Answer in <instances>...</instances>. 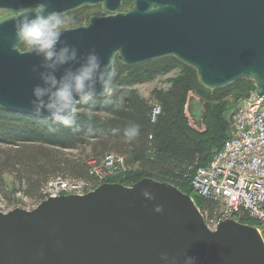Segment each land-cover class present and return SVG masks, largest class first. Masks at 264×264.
<instances>
[{
  "label": "water",
  "instance_id": "1",
  "mask_svg": "<svg viewBox=\"0 0 264 264\" xmlns=\"http://www.w3.org/2000/svg\"><path fill=\"white\" fill-rule=\"evenodd\" d=\"M124 1L0 0V10L15 13L0 19V107L34 114L29 100L40 81L31 66L38 58L13 47L11 17L41 2L61 14L106 9L85 26L64 29L62 39L78 54L94 47L103 62L125 66L172 56L210 89L247 79L264 97V0H132L120 10ZM162 252L178 264L185 254L195 264H264L254 226L223 219L212 230L190 195L149 177L50 197L30 210H0V264H164Z\"/></svg>",
  "mask_w": 264,
  "mask_h": 264
},
{
  "label": "trees",
  "instance_id": "2",
  "mask_svg": "<svg viewBox=\"0 0 264 264\" xmlns=\"http://www.w3.org/2000/svg\"><path fill=\"white\" fill-rule=\"evenodd\" d=\"M115 67L120 90L116 95L124 93L122 106L97 97L93 118L83 113L77 116L81 125L78 133L59 124L52 125L57 130L50 132L51 121L44 117L0 107V193L36 200L42 186L52 178L95 182L92 162L100 163L107 153H115L123 157L125 168L114 173L109 182L130 185L144 177L166 181L190 195L201 212L213 216L216 203L197 195L190 177L198 166L209 163L228 135V98L238 102L247 97L256 89L253 82L239 79L210 89L200 81L195 69L172 56L131 66L116 60ZM173 70L177 72L168 78V87L153 88L149 98L135 88ZM189 91L203 102L205 131L189 126L183 114ZM153 101L160 106L155 120ZM130 123L138 124L140 132L127 141L122 130ZM113 128L121 132L113 134ZM243 223L256 226L248 218Z\"/></svg>",
  "mask_w": 264,
  "mask_h": 264
},
{
  "label": "clouds",
  "instance_id": "3",
  "mask_svg": "<svg viewBox=\"0 0 264 264\" xmlns=\"http://www.w3.org/2000/svg\"><path fill=\"white\" fill-rule=\"evenodd\" d=\"M48 7L46 3H36L11 17L17 40L13 47L21 44L26 53L38 58V63L31 66L40 81L32 88L29 100L32 112L51 121L50 132L57 130L52 125L59 124L78 133L81 125L77 116L83 113L89 119L93 118L97 97L119 107L123 104L124 93L121 91L119 96L116 95L120 91L116 85L118 71L111 58L103 62L94 47L78 54L76 45L62 39L66 17L58 11H48ZM111 131L116 134L121 129ZM122 132L127 141H132L139 135L140 128L138 124L130 123ZM155 211L162 212V206H157ZM160 260L164 264H178L177 257H170L166 252L160 254ZM183 264H195V257L185 254Z\"/></svg>",
  "mask_w": 264,
  "mask_h": 264
},
{
  "label": "built area",
  "instance_id": "4",
  "mask_svg": "<svg viewBox=\"0 0 264 264\" xmlns=\"http://www.w3.org/2000/svg\"><path fill=\"white\" fill-rule=\"evenodd\" d=\"M151 106L155 120L160 106L156 101ZM91 167L95 182L52 178L42 186L34 207L50 197L89 192L109 182L114 173L125 168V164L122 156L107 153L100 163L92 162ZM190 180L197 195L216 203L213 216L204 212L208 228L214 230L223 219L242 223L248 218L256 222L255 228L264 240V97H259L257 91H251L237 102L221 148L206 166L194 170ZM14 208L24 206L15 203L7 211Z\"/></svg>",
  "mask_w": 264,
  "mask_h": 264
},
{
  "label": "rangeland",
  "instance_id": "5",
  "mask_svg": "<svg viewBox=\"0 0 264 264\" xmlns=\"http://www.w3.org/2000/svg\"><path fill=\"white\" fill-rule=\"evenodd\" d=\"M131 6H132V0H128V1L126 0V3L125 2L122 3L120 10H128ZM96 10H97L96 8L92 9L93 12H95ZM0 15L3 17L5 14L2 11H0ZM83 17L84 16L78 17L77 22L81 23L84 20ZM176 72L177 70H173L165 76H160V77L155 78L151 82L143 83V85H138V86L135 85V88L139 91L141 95L142 94L145 95L146 96L145 98H149L150 91L153 88L166 89L168 87V82H167L168 78H171L172 76H174ZM253 91L255 92L257 90L255 89ZM236 104L237 102H234L232 97L228 98L227 107L229 108V111L225 114V118L229 126L232 120V115L236 107ZM203 113H204V108H203L202 100L198 96H196L192 91H189L186 97L185 104H184L183 114L187 120L188 125L196 129L199 132L206 130V125L203 121ZM34 201L35 200L33 199H22L17 194L5 197L3 194L0 193V209L3 211H7L15 203L22 204L25 209H32L34 205L36 204Z\"/></svg>",
  "mask_w": 264,
  "mask_h": 264
},
{
  "label": "flooded vegetation",
  "instance_id": "6",
  "mask_svg": "<svg viewBox=\"0 0 264 264\" xmlns=\"http://www.w3.org/2000/svg\"><path fill=\"white\" fill-rule=\"evenodd\" d=\"M93 8H96L97 10L95 12L92 11ZM0 11H2L5 15L2 17H0V19L14 15V12H11L9 10H5V9H1ZM108 14V12L106 11V9L100 5V4H96V5H87V6H83L80 7L78 9H75L73 11L64 13L62 15H64L65 17H67L66 23L64 24V29H72V28H76V27H80V26H85L88 24L89 19L94 16H101V15H106ZM84 16V20L81 23H78V17H82ZM20 50H24L22 46L19 45ZM114 66L116 64V60L114 61Z\"/></svg>",
  "mask_w": 264,
  "mask_h": 264
},
{
  "label": "crops",
  "instance_id": "7",
  "mask_svg": "<svg viewBox=\"0 0 264 264\" xmlns=\"http://www.w3.org/2000/svg\"><path fill=\"white\" fill-rule=\"evenodd\" d=\"M138 85H143V84H137V86H138ZM142 96L146 97V96H145V95H143V94H142Z\"/></svg>",
  "mask_w": 264,
  "mask_h": 264
}]
</instances>
